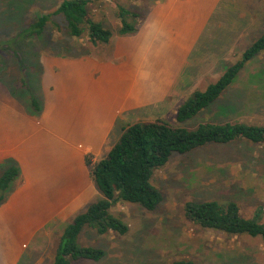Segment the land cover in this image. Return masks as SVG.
Segmentation results:
<instances>
[{
	"label": "rangeland",
	"instance_id": "374dc122",
	"mask_svg": "<svg viewBox=\"0 0 264 264\" xmlns=\"http://www.w3.org/2000/svg\"><path fill=\"white\" fill-rule=\"evenodd\" d=\"M62 1L0 0V43L26 29L38 14H53L54 24L47 26L44 40L34 44L21 43L13 54L0 49V94L1 90L9 92L27 112L30 96L23 87L28 83L41 100L43 55L109 59L123 40L114 37L108 44L93 46L87 38H71L66 33L64 19L54 15ZM177 1L178 5L184 4L182 21L171 18L167 31L155 44L163 52L158 56L162 59L159 71L168 81L173 78L171 95L157 105L126 113L111 131L108 150L100 156L87 155L93 164L107 156L124 128L136 123L162 120L189 129L206 121L264 126V89L257 88L253 77L264 71V54L249 63L239 81L223 94L236 109L222 114L214 107L187 123L176 121L179 106L190 94L216 82L225 68L238 62L246 48L263 33L264 0ZM161 2L163 0H91L88 9L94 21L115 32L119 25V5L149 13ZM187 35L196 38L189 40ZM131 37L127 40L135 39ZM188 42L192 43L189 51ZM179 62L180 70L174 65ZM161 85L160 90L166 87ZM248 93L254 96L248 98ZM152 183L163 196L158 208L148 211L138 205L118 202L112 213L125 221L129 232L121 236L113 232L99 235L94 230H85L80 243L103 249L106 256L100 262L80 261L75 264H173L178 260H191L196 264H264L261 237L234 236L205 229L185 216L188 202L234 201L244 218L250 219L261 211L264 222V145L237 141L227 145L210 144L185 155L176 154L164 168L154 173ZM93 187L90 199L77 213L100 198L94 183ZM76 214L67 222L55 221L39 232L33 243L22 248L19 264H52L62 225Z\"/></svg>",
	"mask_w": 264,
	"mask_h": 264
},
{
	"label": "crops",
	"instance_id": "0c3cea01",
	"mask_svg": "<svg viewBox=\"0 0 264 264\" xmlns=\"http://www.w3.org/2000/svg\"><path fill=\"white\" fill-rule=\"evenodd\" d=\"M183 6L177 0L156 4L135 39L121 37L109 59L43 55L38 116L1 90L0 163L16 160L21 177L0 206V264H19L22 248L39 232L85 206L94 189L86 156L108 150L111 131L126 113L171 95L173 78L159 71L163 52L155 44L171 18L182 21ZM174 65L180 70V62Z\"/></svg>",
	"mask_w": 264,
	"mask_h": 264
},
{
	"label": "trees",
	"instance_id": "16d2710c",
	"mask_svg": "<svg viewBox=\"0 0 264 264\" xmlns=\"http://www.w3.org/2000/svg\"><path fill=\"white\" fill-rule=\"evenodd\" d=\"M90 2L91 0H63L54 15L64 19L68 36L74 39L87 38L93 46L108 44L114 37L135 36L148 15L119 5L117 8L119 25L113 32L103 23L92 19L88 9ZM52 18L53 14H38L26 29L9 41L1 42L0 49L13 54L21 43L34 44L44 40L47 26L50 23L54 24ZM262 54L264 31L246 48L238 62L225 68L216 82L204 90H196L190 94L179 106L176 121L180 124L187 123L214 107L222 114L236 109L225 100L223 94L239 81L246 66ZM253 77L257 88L264 89V71L261 70ZM23 90L30 96L29 113L40 115L43 111L42 100L32 92L28 83ZM12 94L16 96L14 91ZM252 96L254 94H247L248 98ZM237 141L264 145V126L244 122L206 121L194 129H189L175 127L162 120L128 125L105 158L93 164L89 156L86 157V164L100 198L62 225L52 264L102 261L106 256L103 249L80 243L85 230H94L99 235L111 232L126 235L129 226L112 213V208L118 202L138 205L148 211L156 210L163 201V196L153 185L152 178L154 173L164 168L174 155H185L210 144L227 145ZM20 177L21 168L16 160L9 158L0 163V206L8 201ZM185 216L188 221L205 229L234 236L261 237L264 242L261 211L250 219L244 218L234 201L188 202L185 205ZM173 264L196 263L191 260H178Z\"/></svg>",
	"mask_w": 264,
	"mask_h": 264
}]
</instances>
